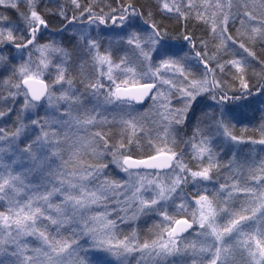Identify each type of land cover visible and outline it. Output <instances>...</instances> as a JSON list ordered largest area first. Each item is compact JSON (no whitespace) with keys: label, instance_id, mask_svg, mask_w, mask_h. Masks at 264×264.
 <instances>
[{"label":"snow or ice","instance_id":"6c2138e0","mask_svg":"<svg viewBox=\"0 0 264 264\" xmlns=\"http://www.w3.org/2000/svg\"><path fill=\"white\" fill-rule=\"evenodd\" d=\"M0 264H264V0H0Z\"/></svg>","mask_w":264,"mask_h":264},{"label":"trees","instance_id":"16d2710c","mask_svg":"<svg viewBox=\"0 0 264 264\" xmlns=\"http://www.w3.org/2000/svg\"><path fill=\"white\" fill-rule=\"evenodd\" d=\"M256 122L253 121V124H255ZM253 125H249L250 128H252ZM256 138H258V136H256Z\"/></svg>","mask_w":264,"mask_h":264}]
</instances>
